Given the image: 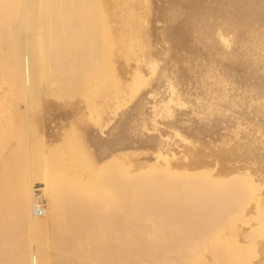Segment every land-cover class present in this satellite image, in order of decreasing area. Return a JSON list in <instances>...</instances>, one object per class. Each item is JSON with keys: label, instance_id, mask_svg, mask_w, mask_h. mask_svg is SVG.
Instances as JSON below:
<instances>
[{"label": "bare ground", "instance_id": "bare-ground-1", "mask_svg": "<svg viewBox=\"0 0 264 264\" xmlns=\"http://www.w3.org/2000/svg\"><path fill=\"white\" fill-rule=\"evenodd\" d=\"M156 2L0 0V264H264V133L255 136L241 111L246 105L264 117V93L236 89L210 68L194 114L223 120L239 109L228 123L233 136L219 147H198L167 130L158 119L174 116L170 103H153V121L143 125L158 134L148 138L158 142L153 165L119 155L106 171L99 159L107 153L85 148L87 126L115 118L158 74L150 26ZM216 32L229 47L224 27ZM263 33L251 32L253 41L240 46L264 77ZM45 98L65 116L87 110L79 124V116L68 123L74 131L64 145L51 143L64 146L51 151L59 167L45 154V136L35 138L48 129L37 117ZM177 104L186 100L178 96ZM61 162L88 173L72 175ZM156 212L171 216L152 226Z\"/></svg>", "mask_w": 264, "mask_h": 264}, {"label": "rangeland", "instance_id": "rangeland-1", "mask_svg": "<svg viewBox=\"0 0 264 264\" xmlns=\"http://www.w3.org/2000/svg\"><path fill=\"white\" fill-rule=\"evenodd\" d=\"M157 1L156 4L154 3L155 8L150 26L152 28V37L155 40L156 50L160 53L158 74L152 81L150 87L144 90L136 101L128 102L126 105H122L119 108L115 118L99 119L96 126H93V124L90 126L89 124L86 128L87 137L85 148L87 150L88 148L89 150L92 149V153L96 154V156L107 153L106 157L99 159L101 165L105 164V166H102L104 169H109V165L112 163L111 161L108 162L109 160H117L119 155L127 154L130 156H138L137 158L136 156L133 157L138 160L141 159L140 161L146 165H153L155 163L153 162L155 160L153 158L149 159V157L156 152L158 142H148V138H156L158 134L150 136L143 131V125H150L153 121L151 114L153 103H170L174 116L166 121L158 119V122L167 130L178 131L181 136L193 142L198 147L214 149L215 146H220V141L222 143L224 140L223 138L232 137L234 130L233 127L228 126V123L237 121L236 117L239 109H236L234 113L229 112L223 120L212 118L211 120L203 122L199 121V117L193 112V104L197 101V95H201L202 91L206 90L204 80H207V73L210 68L218 67V69L222 71L223 78L236 89L248 93H264V77L262 72H254L252 58H249L240 46L241 42L249 44L253 41L251 32L257 34L261 29H264V0ZM163 10L164 17L160 15ZM157 22L158 24H156ZM219 26L224 27L225 36L232 41L229 47H224L225 49L222 47L221 43H218L220 39L216 34V30ZM260 52L263 54V51ZM224 56L227 57L224 58ZM174 92L176 94H174ZM178 96H180L182 100H186L185 106L177 104ZM44 97L48 98L49 96ZM49 98H51V96ZM52 98L54 99L55 97ZM43 99L41 104L44 103L45 105H41V108L37 111V117H42L40 119L46 123L48 129L39 136L35 137L31 135L32 139L29 135L30 137H27L29 138L27 142L29 140L30 144L28 142V146L32 147L34 137L40 139V137L43 138L45 136V138L42 139L43 142L45 141V144L43 143L45 154L49 153L46 156H50L49 159L54 160L55 158L52 156L53 152L51 153V151H53V149L57 150L59 147V151L64 150V146H61L65 144L69 134L74 131V128L71 129L73 125L70 124L69 127L68 123H72L74 119L76 121L73 122L77 123V116L80 118V116L83 115V118H86L84 113L87 110L84 109L81 113L80 110L73 113L74 115L71 114V116L75 117L73 118L60 114L55 107L47 106L46 98L45 100ZM55 100H57V98H55ZM67 102L70 103L68 110H72V108L75 107L76 98L68 99ZM22 108L23 111H25L26 106L22 104L21 109ZM49 108H51V110ZM241 111L244 112L242 116L250 122L248 129L251 130L255 136L263 134L264 117L262 115L254 117L253 113L249 114L246 105ZM29 112L28 110L27 120H30L29 123L27 122L28 124L31 123L32 117L34 118V116H32L33 114ZM29 116H31V119ZM55 118L56 120H54ZM254 118H256V121H252ZM80 120L82 119H79L78 124L81 122ZM62 127L67 130H61L60 128ZM59 130L65 132H63L64 136ZM60 135L66 138L63 140L62 137L59 138ZM16 139H18L16 135L12 136V141H16ZM58 139H62L63 141L61 142ZM46 141H50V145H52L51 143L53 141H55L56 144L57 141V145L60 144L61 146L56 145L55 148V146L52 145L53 148L52 146L51 148H46L47 144H49ZM23 153H21V156L26 158V153ZM25 155L26 157H24ZM58 162L56 159L52 161L55 166L59 167L60 165H57ZM26 164V168H28V166L31 167L30 170L32 171L29 170L28 172L31 174L33 170H35V168H33L34 164L29 160ZM61 164L63 165H61L62 167L66 165L62 162ZM100 164L98 162L97 168L99 171H102L103 168ZM68 165L65 167H67L72 175L79 172V174H84V176H86L88 173L86 170L79 171L78 168L81 169L80 166L73 167L74 169L72 168L71 170V167ZM97 168L96 170L94 169L96 172H98ZM107 169L105 170L107 171ZM34 187V189H39L41 184H37L35 181ZM36 193L40 195L41 191L37 190ZM46 202V199L40 200L41 205L43 204L42 206H44ZM46 204H48V202ZM163 213L164 212H156L158 216H156V218L159 219H157V221L156 218L153 219L150 224H152V226L155 224L154 226H156L160 218L164 219L168 215L171 216V214L167 212H165L166 215L164 214V216ZM103 221L104 220H98L96 225L101 226ZM107 223H104L103 226L107 225ZM138 223H141V221Z\"/></svg>", "mask_w": 264, "mask_h": 264}, {"label": "built area", "instance_id": "built-area-1", "mask_svg": "<svg viewBox=\"0 0 264 264\" xmlns=\"http://www.w3.org/2000/svg\"><path fill=\"white\" fill-rule=\"evenodd\" d=\"M37 214L38 215L44 214V210H43V207L42 206H40V207L37 208Z\"/></svg>", "mask_w": 264, "mask_h": 264}]
</instances>
